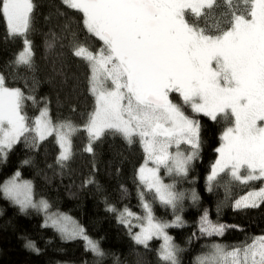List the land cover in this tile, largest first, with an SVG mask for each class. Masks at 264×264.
<instances>
[{
    "label": "snow or ice",
    "instance_id": "6c2138e0",
    "mask_svg": "<svg viewBox=\"0 0 264 264\" xmlns=\"http://www.w3.org/2000/svg\"><path fill=\"white\" fill-rule=\"evenodd\" d=\"M61 2L80 15L84 38L71 32L69 47L72 56L87 67L92 107L82 123L54 120L46 98L38 100L33 91L10 86L0 73V159H6L21 139L36 147L54 137L59 148L56 163L61 168L72 159L73 138L81 132L87 138L83 151L90 154H94L93 145L106 135H118L128 145L138 142L144 153L136 170L143 215L124 208L118 221L129 228L134 242L145 248L153 237L162 238L158 250L162 264H180L181 249L165 230L183 226L175 213L185 193L176 191L175 182L165 183L160 170L168 176H187L200 149L201 124L195 114L227 125L207 176L208 190L221 174L240 184L260 181L264 185V0ZM35 7L34 0H0V23L9 37L22 40L23 47L11 62L16 68L33 67L28 33ZM92 41L99 42V47L93 48ZM173 93L194 115H187L183 105L173 101ZM29 102L38 111L32 117L25 111ZM182 145L190 146L191 151H182ZM173 146L174 152L170 151ZM19 177L16 172L0 184L4 198L21 211H43L45 226L56 229L62 239L82 238L86 250L100 259L105 256L99 243L71 217L48 214L49 203L36 201L32 183ZM146 193L173 210L171 224L155 218ZM190 197L194 202L199 199L195 190ZM262 203L264 186L240 196L233 209L256 208ZM108 210L118 211L112 205ZM133 227L140 230L133 233ZM228 227L236 226L214 223L205 211L199 232L222 236ZM26 247L38 251L32 241ZM194 264H264V235L234 246L211 243Z\"/></svg>",
    "mask_w": 264,
    "mask_h": 264
},
{
    "label": "trees",
    "instance_id": "16d2710c",
    "mask_svg": "<svg viewBox=\"0 0 264 264\" xmlns=\"http://www.w3.org/2000/svg\"><path fill=\"white\" fill-rule=\"evenodd\" d=\"M34 2L32 29L28 33L34 52L33 67L16 68L11 64L23 47L22 40L9 37L0 23V73L10 86L26 93L33 91L38 100L46 98L54 120L82 123L93 104L86 85L88 70L72 56L69 47L71 32L84 38L80 15L66 8L61 0ZM92 46L99 47V42L92 41ZM171 98L181 104L176 94ZM25 111L29 117L38 114L31 102ZM195 118L201 124L199 154L189 167L187 183L176 185V191L185 193L175 213L182 218L183 226L168 229L181 249L180 264H194L197 255L211 243L234 246L264 235V203L256 208L233 209L236 199L261 187L260 181L240 184L221 174L211 191L206 188L205 177L217 157L215 149L227 125L223 120L212 121L201 115ZM86 143V135L77 134L72 159L61 168L56 163L59 148L54 137L40 141L36 147L21 139L0 161V184L18 171L20 179L32 183L36 201L44 199L50 212L72 216L85 234L99 243L105 256H94L84 248L81 238L62 240L53 229L41 226L38 212L23 214L0 193V264H162L158 256L160 242L153 239L147 248L136 244L129 228L108 210L112 205L118 211L128 208L141 214L136 170L143 163L144 153L139 143L128 145L118 135H106L93 145L94 154L83 151ZM25 160L29 163L25 164ZM87 180L92 183H85ZM193 190L199 197L195 202L190 199ZM146 199L152 202L157 220L175 218L171 208L153 201L152 193H146ZM205 211L214 223L236 227H228L222 236L201 235L199 219ZM28 241L38 251L26 247Z\"/></svg>",
    "mask_w": 264,
    "mask_h": 264
},
{
    "label": "rangeland",
    "instance_id": "374dc122",
    "mask_svg": "<svg viewBox=\"0 0 264 264\" xmlns=\"http://www.w3.org/2000/svg\"><path fill=\"white\" fill-rule=\"evenodd\" d=\"M173 94H175V93H173ZM177 96H178V94H176ZM178 99L180 100V98H179V96H178ZM174 101V100H173ZM181 101V104L183 105V102H182V100H180ZM175 102V101H174ZM183 110H187L188 111V114L187 115H189V116H192V115H194L192 112H191V108L189 107V106H187V105H183ZM197 115H201V116H203L202 114H195V116H197ZM208 118V117H207ZM210 119V118H209ZM176 149H175V146H173L171 149H170V151H172V152H174ZM181 150L182 151H191V149H190V146H188V145H182L181 146ZM216 156H217V153H216ZM196 159V158H195ZM194 159V160H195ZM5 159H0V161L2 162V161H4ZM194 160L193 161H191V163H190V165H189V167L193 164V162H194ZM215 160H216V158H215ZM215 162V161H214ZM149 167H152L153 165L151 164V162H149V165H148ZM190 169V168H189ZM189 171V170H188ZM210 171H211V169H210ZM16 172H18V171H15L11 176H10V178L12 177V176H14L15 175V173ZM210 173V172H209ZM209 173L207 174V176L209 175ZM160 174L162 175V177H163V179H164V182L165 183H173V182H175V184L176 185H179V184H182V185H184V184H186L187 183V180L185 179V177H177V176H168V175H165L164 174V169L163 168H161V170H160ZM207 176L205 177L206 178V184H207V186H206V188L208 189V182H207ZM10 178H8V179H10ZM7 179V180H8ZM19 179H20V177H19ZM20 180H22V179H20ZM6 181V180H5ZM24 181H28V180H26V179H24ZM252 182H259V181H252ZM260 186H264V185H260ZM142 188V186H140V189ZM253 190H256V189H251V190H249V191H253ZM185 192H187V191H185ZM2 194V193H1ZM2 197H3V195H2ZM4 198V197H3ZM6 199V198H5ZM191 199V198H190ZM8 200V199H7ZM12 205H15V206H17L18 208H19V206L18 205H16V204H14V203H12L10 200H8ZM149 201V200H148ZM153 201L154 202H158L159 203V201H157V200H155L154 198H153ZM139 202H140V198H139ZM151 204H152V202H150ZM122 211V210H121ZM23 214H25V213H28V212H38L39 214H40V216H41V218H42V221H41V226L42 227H45V228H47V227H49V228H51V229H53L56 233H57V235H58V237H60L61 238V235L56 231V229H54V228H52V227H50V226H45V221H46V213H44L43 211H38V210H36V209H32V208H29V209H26L25 211H21ZM53 212H50L49 210H48V214H52ZM58 213V212H57ZM115 214H116V218H117V220H118V213H119V211H117V212H114ZM135 213V212H134ZM140 213L141 214H138V213H136L137 215H143V209H142V207H141V203H140ZM61 214H64V213H61ZM64 215H66V214H64ZM67 216H69V215H67ZM69 217H71L72 218V220H74V218L72 217V216H69ZM174 220V219H173ZM173 220H167V221H165V222H167V223H169V224H171L172 223V221ZM75 221V220H74ZM76 222V221H75ZM77 223V222H76ZM133 223L135 224V223H137V221H135V220H133ZM199 223H200V219H199ZM122 224V223H121ZM169 228H172V227H169ZM169 228H167L165 231L167 232V234L171 237V235H170V233H168V229ZM140 229L138 228V227H133L132 229H131V231L133 232V233H135V232H138ZM62 239V238H61ZM76 239H80V238H76ZM82 239V238H81ZM153 239L155 240V239H157L159 242H160V244H162L163 243V240H162V238H156V237H153ZM153 239H151V240H153ZM62 240H64V241H69V240H65V239H62ZM74 240V239H73ZM83 240V239H82ZM150 240V241H151ZM134 241V240H133ZM83 242H84V248H85V241L83 240ZM149 242V241H148ZM139 245H141V244H139ZM144 246V245H143ZM161 246V245H160ZM90 252V251H89Z\"/></svg>",
    "mask_w": 264,
    "mask_h": 264
}]
</instances>
